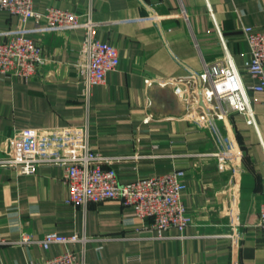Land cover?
<instances>
[{"label":"crops","instance_id":"0c3cea01","mask_svg":"<svg viewBox=\"0 0 264 264\" xmlns=\"http://www.w3.org/2000/svg\"><path fill=\"white\" fill-rule=\"evenodd\" d=\"M32 1L37 12H91L95 38L115 46L118 64L86 92L73 65L84 28L38 30L32 20L0 10V42L21 30L42 45L46 59L40 75L29 80L0 74V157L42 152L46 139L57 134L66 149L88 144L102 155L122 157L110 165L121 183L182 169V203L192 222L158 237L118 200L68 204L61 166H39L27 175L0 166V264H28L66 249L84 264H264V230L258 226L264 94H249L254 124L232 114L227 131L220 125L240 157L236 180L218 172L210 156L216 143L192 124V114L175 116L169 98L155 107L160 117L149 114L153 84L199 73L225 54L242 70L249 52L242 26L264 30V0ZM231 225L238 235L236 260L223 236ZM49 232L91 240L48 250L13 243Z\"/></svg>","mask_w":264,"mask_h":264},{"label":"built area","instance_id":"2783aa9c","mask_svg":"<svg viewBox=\"0 0 264 264\" xmlns=\"http://www.w3.org/2000/svg\"><path fill=\"white\" fill-rule=\"evenodd\" d=\"M32 3V0H0V10L19 16L23 21L32 20L38 30L84 28L85 36L77 52L74 69L84 82L86 92L93 85L102 83L107 72L116 68L118 54L115 46L95 38L91 12L78 14L55 7L37 12L33 10ZM242 33L249 48L242 70L236 69L231 56L225 54L223 58L205 64L199 73L191 72L184 78L168 79L161 84L171 85L178 100L186 107V112L193 115L190 118L192 124L210 133L216 143V150L210 156L215 159L218 172L230 174L233 180L241 171L240 157L220 125L227 131L232 114H240L247 124H254L249 94H264V30L242 26ZM45 62L42 45L32 41L21 30L9 32L7 39L0 42V74L6 77L24 80L38 77ZM121 159L102 155L88 144L66 149L62 136L55 134L46 139L42 152L0 157V166L26 175L34 173L39 166H61L64 182L69 188L68 204L86 206L89 203L118 200L124 206H131L135 216L146 222L144 228L156 231L158 237H163V233L170 228L183 230L191 224L192 219L186 214L181 197L186 188L184 170L177 169L164 175L121 183L116 169L110 166ZM258 226L264 230V202L259 208ZM223 236L230 239L231 257L236 260L238 235L234 225ZM90 240L76 234L62 236L49 232L38 238L24 235L13 243L27 246L36 244L48 250L52 244H84ZM28 264L84 262L72 250L66 249L59 255L30 260Z\"/></svg>","mask_w":264,"mask_h":264},{"label":"water","instance_id":"95a60500","mask_svg":"<svg viewBox=\"0 0 264 264\" xmlns=\"http://www.w3.org/2000/svg\"><path fill=\"white\" fill-rule=\"evenodd\" d=\"M149 98H150V105H149V114L152 117H160L161 113L155 110V107L160 105L164 100H168L165 98L171 99V103L176 105L177 109L174 112L175 116L182 115L186 107L180 103L176 95L174 94L172 87L170 85L161 86L158 84L151 85L149 89Z\"/></svg>","mask_w":264,"mask_h":264}]
</instances>
